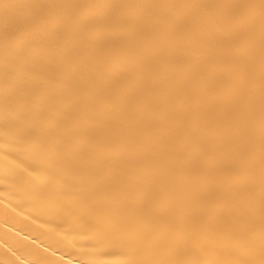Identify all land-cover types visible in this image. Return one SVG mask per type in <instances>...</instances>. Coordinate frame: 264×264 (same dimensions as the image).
Here are the masks:
<instances>
[{
	"label": "bare ground",
	"instance_id": "1",
	"mask_svg": "<svg viewBox=\"0 0 264 264\" xmlns=\"http://www.w3.org/2000/svg\"><path fill=\"white\" fill-rule=\"evenodd\" d=\"M44 5H239L260 0H13ZM248 9L171 7H64L36 9L57 17L110 18V27L41 30L13 42L18 68L5 103L4 36L0 28V264H135L143 259L120 243L98 244L81 222L104 221L117 197L145 211L164 214L176 232L186 213L201 226L202 210L230 204L235 177L219 142L207 151L210 128L196 96L202 77L226 78L215 42L174 18L247 15ZM255 199L260 201L259 10L256 9ZM148 27H134L129 18ZM160 18V22H156ZM229 30V25H223ZM169 33V39L162 34ZM75 34V35H73ZM144 61V63H142ZM195 66V68H194ZM209 92L216 81L209 80ZM87 101V102H86ZM177 114H179L177 116ZM247 119V113L243 114ZM197 122L199 127L191 126ZM135 125V127H133ZM111 137V167L98 169L95 155ZM127 140V150L120 141ZM210 140H216L209 133ZM164 141V142H162ZM141 143L150 150H139ZM243 151V147H241ZM102 176V181L98 179ZM119 178V179H116ZM215 194V195H213ZM172 258L190 259L186 240L174 235ZM223 254V249H218ZM216 255L207 259H216Z\"/></svg>",
	"mask_w": 264,
	"mask_h": 264
},
{
	"label": "snow or ice",
	"instance_id": "2",
	"mask_svg": "<svg viewBox=\"0 0 264 264\" xmlns=\"http://www.w3.org/2000/svg\"><path fill=\"white\" fill-rule=\"evenodd\" d=\"M64 7H171V8H201V9H248L247 15H232L216 17L206 15L193 17L191 20L177 17L173 22L178 25L190 24L195 30L205 34L215 42L218 59L226 68V78L214 75L202 77V87L196 96L198 105L205 107L210 117V128L204 133L207 151L215 155L217 141L225 154V163L229 172L233 173L235 183L226 208L202 210V215L209 217V222L202 230L211 233L201 235V226L186 213L185 226L176 232L167 218L175 216V209L169 207L164 214L148 215L144 210L129 204L125 199L117 197L111 205L104 221L94 223L88 216L81 217V222L89 231L97 233L98 244L120 243L135 248L144 257L135 264H264V0L256 4L239 5H44L0 0V28L4 36V73H5V103L7 92L12 84L18 65L10 55L13 42H20L26 36H35L41 30L54 28L61 30L75 29L80 25H99L110 27L114 21L110 18L97 20L95 18L57 17L54 15L36 16L33 10L55 9ZM259 10V78H260V201L257 228V211L255 199V129L252 119L255 103L256 56H255V11ZM160 22V18H156ZM128 23L134 27L146 28L148 25L139 18H129ZM229 25L225 30L223 25ZM75 35V34H73ZM163 39H169V33L162 34ZM144 63V61H142ZM195 68V66H194ZM216 81V92L208 90V81ZM87 102V101H86ZM248 118L244 119L243 114ZM179 114H177L178 116ZM191 126L199 127L197 122ZM135 127V125L133 126ZM209 133L216 140L209 139ZM127 137L120 141V149L127 150ZM164 142V141H162ZM116 143L111 137H105L104 150L96 154L94 159L98 169L111 167L114 157L111 155L112 145ZM243 147V151L241 150ZM139 150H150L148 144L141 143ZM102 181L103 177L98 176ZM119 179V178H116ZM215 195V194H213ZM174 235L187 242L186 254L193 251L190 259L172 258L170 250L175 244ZM223 254H218V249ZM216 255V259L207 257Z\"/></svg>",
	"mask_w": 264,
	"mask_h": 264
}]
</instances>
